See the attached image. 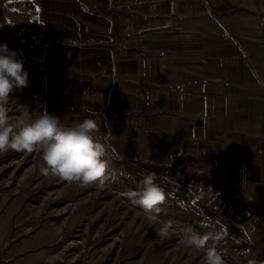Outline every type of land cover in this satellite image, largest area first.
Instances as JSON below:
<instances>
[{"label": "crops", "instance_id": "1", "mask_svg": "<svg viewBox=\"0 0 264 264\" xmlns=\"http://www.w3.org/2000/svg\"><path fill=\"white\" fill-rule=\"evenodd\" d=\"M36 11L84 119H105L121 156L192 159L264 204V0H39Z\"/></svg>", "mask_w": 264, "mask_h": 264}, {"label": "rangeland", "instance_id": "2", "mask_svg": "<svg viewBox=\"0 0 264 264\" xmlns=\"http://www.w3.org/2000/svg\"><path fill=\"white\" fill-rule=\"evenodd\" d=\"M37 4L0 0V44L19 53L30 80L7 107L12 123L27 106L33 117L46 109L69 126L84 120L82 101L53 64L52 29ZM93 120L108 164L103 184L41 176L39 152L0 153V264H204L202 250L185 246L193 234L209 235L206 247L226 264H264V204L222 186L189 158L166 166L127 159L100 133L105 119ZM148 173L167 194L151 221L127 197ZM166 225V238L158 237Z\"/></svg>", "mask_w": 264, "mask_h": 264}, {"label": "clouds", "instance_id": "3", "mask_svg": "<svg viewBox=\"0 0 264 264\" xmlns=\"http://www.w3.org/2000/svg\"><path fill=\"white\" fill-rule=\"evenodd\" d=\"M19 53L10 50L7 43L0 44V153H40L42 164L39 174L52 176L60 181L76 183L80 187L103 184L107 161L105 145L93 133L98 130L93 119L77 121L65 126L60 116L46 109L33 117L25 106L14 123L11 122L8 104L16 90L30 85L29 73L25 70ZM138 191H130L127 197L132 205L139 206L148 214V220L156 217L150 213L161 211L159 207L167 200V194L155 182V174L148 173L137 184ZM165 228L156 229V235L166 238ZM209 235L193 234L185 238V246L203 251L204 264H226L216 247H206Z\"/></svg>", "mask_w": 264, "mask_h": 264}]
</instances>
